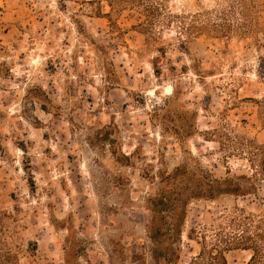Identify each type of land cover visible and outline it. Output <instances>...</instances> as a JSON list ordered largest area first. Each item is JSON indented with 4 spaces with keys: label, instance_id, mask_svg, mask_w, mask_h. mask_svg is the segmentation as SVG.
<instances>
[{
    "label": "rangeland",
    "instance_id": "rangeland-1",
    "mask_svg": "<svg viewBox=\"0 0 264 264\" xmlns=\"http://www.w3.org/2000/svg\"><path fill=\"white\" fill-rule=\"evenodd\" d=\"M89 1L0 0V207L21 264L249 263L264 0L253 34L232 0H163L179 17L152 26ZM166 193L187 203L180 228L157 212Z\"/></svg>",
    "mask_w": 264,
    "mask_h": 264
},
{
    "label": "trees",
    "instance_id": "trees-1",
    "mask_svg": "<svg viewBox=\"0 0 264 264\" xmlns=\"http://www.w3.org/2000/svg\"><path fill=\"white\" fill-rule=\"evenodd\" d=\"M110 10L104 12L102 10V0H92L90 3H99L100 9L97 13L98 17L108 18L111 22L115 19L123 17L127 10H134L138 14L137 25H156L158 23L171 22V19L179 17L178 15H173L168 12L164 6L163 0H106ZM232 3L239 4L242 8V17L248 21L245 33L253 34L255 32V27L258 25H253L252 14L255 12V9L262 7V3L259 0H232ZM231 28V25H224L223 29H216L214 33L210 34H220L227 35ZM216 36V35H214ZM264 66V65H263ZM259 104L260 111L259 117L264 127V100L253 99ZM262 175H264V147H262ZM207 190L210 192L209 196H212L213 186L206 185ZM228 188V187H227ZM239 188V187H237ZM237 188L233 190H238ZM226 190L225 192H232V189H221ZM191 194H200V193H191ZM193 195V196H194ZM192 196V195H189ZM158 210L157 212L163 216H166L170 219L171 224L174 227L180 228V219H176V214L180 208H184L187 203L186 201H178V198L173 197L172 195L163 194L157 200ZM165 213V214H164ZM13 214L4 210L0 207V264H21L20 259V245L15 242L16 236L19 233L16 227L13 225ZM177 234V236H179ZM176 239L172 240V243H175ZM36 249V246L32 249ZM242 249H248L253 251V256L249 263L247 264H262L264 262V251L260 254L259 245H251L249 247H242ZM31 250V251H32ZM225 251V250H221ZM262 260V261H261ZM196 264H229L224 255L219 256L211 255L207 258V262H197Z\"/></svg>",
    "mask_w": 264,
    "mask_h": 264
}]
</instances>
